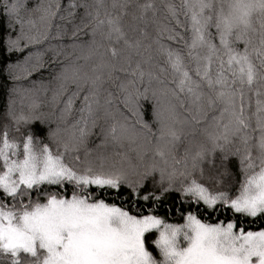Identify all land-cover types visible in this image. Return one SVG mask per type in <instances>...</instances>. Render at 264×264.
<instances>
[{
	"label": "snow or ice",
	"instance_id": "obj_1",
	"mask_svg": "<svg viewBox=\"0 0 264 264\" xmlns=\"http://www.w3.org/2000/svg\"><path fill=\"white\" fill-rule=\"evenodd\" d=\"M163 8L161 17L157 0H41L32 9L27 0H0L8 22L0 48L23 53L6 63L8 78L58 65L53 107L60 101L53 127L37 101L17 111L20 89H8L0 113V264H264V228L244 227L264 222V0H182L179 8L165 0ZM116 81L134 123L105 88ZM141 100L152 101L151 121ZM100 119L104 142L127 141L134 158L92 155L87 140ZM9 122L22 139L10 138ZM45 124L40 142L31 126ZM60 124L71 134L62 136ZM186 124L193 133L199 125L202 139L194 151L189 142L181 164L175 152ZM234 139L243 147L230 149ZM218 152L217 175L206 178ZM229 156L239 157L244 173L235 196L231 180L222 181L231 176Z\"/></svg>",
	"mask_w": 264,
	"mask_h": 264
},
{
	"label": "trees",
	"instance_id": "obj_2",
	"mask_svg": "<svg viewBox=\"0 0 264 264\" xmlns=\"http://www.w3.org/2000/svg\"><path fill=\"white\" fill-rule=\"evenodd\" d=\"M41 0H27L28 8L32 9L34 5L40 3ZM64 0H61V3L63 4ZM133 3L136 2H142V0H132ZM165 0H157V3L161 5V12L158 13L159 16L163 17L166 15V10L163 8V3ZM172 3H174L178 8L182 3V0H171ZM107 3H111V0H107ZM25 17L31 15L36 16L38 13L36 12H29L26 11L23 13ZM181 20H184V16L180 15L179 17ZM7 21L0 17V35H4L7 32ZM71 27V25H69ZM15 33H13L14 35ZM187 38V33L185 34ZM164 43H170L166 37L163 38ZM23 57V53H7L3 48H0V113H2L4 103L7 100V92L8 89L13 85H17L20 89L18 95L16 96V109L17 111L23 110L24 112H27L29 110V105L32 104L33 101L39 102L40 109L43 111L51 120L52 126L55 127L59 121L57 120V116L59 114V107H60V101H57L56 106L53 107L52 104V97L54 91L58 88V82L53 78L54 72L57 70V67H48L45 69H41L40 71L33 72L30 76L23 77L22 79L18 81H12L8 78V73L6 69V63H16L20 61ZM47 58V57H46ZM82 63V62H81ZM120 81H116L115 83H108L105 85V88L107 91H110L113 93V96L115 97V103L118 104L122 111L125 112V115L129 116V123H134L135 117L131 116L130 113H128L124 108L123 104L121 103L124 93L119 89ZM137 87H140L141 89L144 87L142 84H138ZM131 88V86H129ZM106 96V93L101 94V103L103 104L104 98ZM62 99V98H61ZM256 95L254 93L249 94V101H248V107L246 108V114L250 118V125L251 128L249 131L252 132L253 140L252 143H255V138L259 134V130L256 129V119H255V112H256ZM152 101H144L141 100L140 104L142 105L143 111L145 112V119L151 121V109L150 104ZM168 98L167 97H161V105H167ZM77 107H79V102H77ZM185 115H188L185 113ZM212 113L209 112V116H211ZM79 116L78 112H73L72 116L69 117L68 124H71V122L76 119ZM5 122V119L2 114H0V127L3 126ZM105 121L103 119H100L97 122V127L92 130V134L88 137L87 145L86 147L88 149L92 150V155H105L109 156L112 159L116 161H120L122 159L121 155H116L117 153L120 154H127L129 156L135 157L134 151H132L133 145L129 144L127 141L124 142L123 146H120L118 144H114L111 141L104 142L102 135L100 134V125H103ZM36 134L39 136L40 142H47L46 140V132L48 125H32L31 126ZM60 127L64 129V131L61 132L62 136H68L72 132V128L68 127L66 124H60ZM177 127H181L180 125H177ZM199 125L196 126L197 131L195 133L192 132V125L186 124L183 126V131L180 135V142L177 147V151L175 152V156L177 160L181 161V164L183 163V156H184V150L186 147L189 146V142L191 141V146L193 151L196 148L197 143L202 139V137L199 135ZM21 131H26V128L24 126H21ZM142 131L140 129V126L137 125V132L142 134ZM153 131H155V125H153ZM9 135L10 138H15L17 140L22 139L21 135L19 133H16L11 126V122H9ZM243 147L239 144L237 139H234V142L232 145H229V148L233 147ZM253 154L255 155V149H253ZM237 157V158H236ZM230 157L229 160L226 162L227 167L229 170V173H231V176L225 175L222 177V181L227 182L231 180V183L228 184L230 194L235 196L239 194L240 185L243 183L244 180V173L241 170V166L239 164V157ZM177 167H180L181 165H176ZM220 166V154L219 152L216 154L215 159V165L208 164L206 162L205 164V176L206 178L208 176H215L217 175V170ZM258 171V169H257ZM212 181L207 180V185H211ZM219 186V185H217ZM169 200H171V197H169ZM168 205H166L167 207ZM127 207V205H125ZM220 215V214H218ZM177 216H179V213H177ZM226 216L221 215V219H225ZM169 222H178L176 217H172L171 214H169ZM216 217H212V220H215ZM244 227L246 229L251 228L252 230H258L260 228H264V222H261L260 220H256L254 223H244ZM7 264H10V261L7 262Z\"/></svg>",
	"mask_w": 264,
	"mask_h": 264
},
{
	"label": "rangeland",
	"instance_id": "obj_3",
	"mask_svg": "<svg viewBox=\"0 0 264 264\" xmlns=\"http://www.w3.org/2000/svg\"><path fill=\"white\" fill-rule=\"evenodd\" d=\"M236 147V146H235ZM235 147H233V148H230V149H234ZM230 157H236V156H230ZM237 158V157H236Z\"/></svg>",
	"mask_w": 264,
	"mask_h": 264
}]
</instances>
